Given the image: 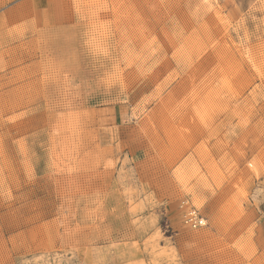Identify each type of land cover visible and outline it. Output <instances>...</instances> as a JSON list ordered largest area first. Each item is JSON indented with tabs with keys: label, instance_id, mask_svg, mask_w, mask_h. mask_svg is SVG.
<instances>
[{
	"label": "rangeland",
	"instance_id": "obj_1",
	"mask_svg": "<svg viewBox=\"0 0 264 264\" xmlns=\"http://www.w3.org/2000/svg\"><path fill=\"white\" fill-rule=\"evenodd\" d=\"M0 264H264V0H0Z\"/></svg>",
	"mask_w": 264,
	"mask_h": 264
},
{
	"label": "built area",
	"instance_id": "obj_2",
	"mask_svg": "<svg viewBox=\"0 0 264 264\" xmlns=\"http://www.w3.org/2000/svg\"><path fill=\"white\" fill-rule=\"evenodd\" d=\"M184 217L185 222L192 228L201 227L205 222L202 216L194 208L189 209Z\"/></svg>",
	"mask_w": 264,
	"mask_h": 264
}]
</instances>
